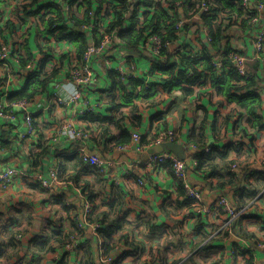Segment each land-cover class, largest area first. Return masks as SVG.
<instances>
[{
	"label": "crops",
	"instance_id": "1",
	"mask_svg": "<svg viewBox=\"0 0 264 264\" xmlns=\"http://www.w3.org/2000/svg\"><path fill=\"white\" fill-rule=\"evenodd\" d=\"M53 8L45 0H0V47L13 49L11 59L0 61V95L8 99L21 91L29 74L39 73L43 65L58 69L47 90L31 100L36 135L21 139L25 131L22 116L14 126L0 120V165L26 174L5 190L0 186V264H86L91 259L101 264L99 240L90 230L77 239L83 247L92 243L93 256L83 252V247L67 253L59 245L41 254L52 244L55 231H69L72 218L82 214L89 197L98 205L92 217L111 213L108 221L118 220L121 230L110 240L113 248L108 256L119 264H264V248L257 245L264 243V66L249 62L256 78V86L249 89L229 81L213 86L203 65L205 59L227 46L252 58L256 35L249 31L248 20H238L236 29L212 45L200 41L203 30L197 21L181 34L180 39L186 37L192 53L199 55L202 74L195 81L179 80L182 70L178 67L172 76L152 71V57L138 49L117 51L135 62L137 81L148 84L150 94L141 99V85L132 88L123 82L119 89L115 87L102 61L95 70L99 82L83 89L96 105L95 114L80 119L79 105L61 107L56 103L57 97L65 98L74 91L70 69L78 60V43L57 41L49 32L45 20L58 14ZM101 8L102 22L107 24L113 12ZM173 79L177 80L169 86ZM226 86L236 88L221 92ZM251 92L260 98L255 112L261 125L249 112ZM159 119L165 128L176 131V143L183 147L188 163L189 180L201 192L204 204L211 207L209 214L197 220L171 170H145L144 164L151 157L149 144L143 153L116 149L124 135L149 137ZM63 123L91 131L89 149L114 165L106 175L107 186L98 174L78 164V144L69 138L60 139L57 133ZM208 147L212 149V171H197L193 157ZM231 161L238 170L232 169ZM55 162L61 167L60 178L50 189L28 179L27 174H45ZM76 164L81 166L74 168ZM125 171H130L129 179ZM228 173H235L233 183L227 184ZM111 175L120 181L119 188L110 190ZM140 176L145 177L143 185L137 183ZM71 177H78V182ZM222 184L227 185L220 187ZM220 196L227 197L238 211L228 224V215L216 206Z\"/></svg>",
	"mask_w": 264,
	"mask_h": 264
},
{
	"label": "built area",
	"instance_id": "2",
	"mask_svg": "<svg viewBox=\"0 0 264 264\" xmlns=\"http://www.w3.org/2000/svg\"><path fill=\"white\" fill-rule=\"evenodd\" d=\"M47 4H58L61 5V12L65 17V22L62 25L68 27V33L73 32L78 29L76 27V21L74 17H77V11L79 10V5L83 0H74V4H70V1L64 0H45ZM100 1H103L101 3ZM106 1V2H105ZM93 0L92 10L88 12L89 22L80 25V31L86 33L89 36V46L84 52L82 59L76 61L72 64L70 69V79L74 85V91L70 93L65 98L57 97L56 103L61 107H69L72 105H79L81 107L79 111L80 119L87 118L95 114V103H93L88 97L83 93V89L96 82H99L95 70L103 61L108 66L106 74L109 72H116L118 76L124 82H129L131 80H138V76L135 73L136 68L134 67L135 62L130 61L131 59L126 58L119 54L117 51L126 48L125 43L121 39V34L124 31H132L133 29L144 28V23L146 20V14L152 13L155 9L161 8L168 14H173L175 11L182 12L183 6L188 0ZM241 6L243 7L245 13L252 14L250 16H244L243 18L248 19L249 31H255L256 37L254 38V52L252 58L247 57L241 52L234 49V52L226 53L225 49L215 54L212 60V66L216 70H222L225 64L228 63V68H233L237 74L243 79L245 83L246 80H251L255 76L250 72L249 62L256 61L260 65L264 66V0H240ZM145 2V3H144ZM231 4L238 3L239 0H230ZM124 3H136L137 6V28L132 27V21L130 20L131 14L127 9H125ZM149 3V4H148ZM105 6L107 11L121 12L124 15L122 22L124 23L122 27V32L119 27L114 29L112 32L105 33V29L108 24H101L100 28L102 30V39L100 42H95L93 38V33L97 26L99 25L98 18L96 16V10L100 6ZM216 5L213 0H201L200 5L194 11L189 14V17L182 16L178 23L176 24V29L178 31L177 35L180 38L182 33H185V27L187 24H192L193 21H197L202 26V33L200 35V41L204 44L212 45V26L203 21L202 17H214V23L223 24V29L231 30L238 27L236 15L237 14H225L220 13L218 15L214 14L213 11ZM85 12V11H84ZM228 27L230 29H228ZM214 29V28H213ZM200 31V32H201ZM1 32V23H0ZM186 38V37H185ZM180 39V44L187 45L186 40ZM224 38V36H223ZM165 43L162 37L158 34L153 33L151 30L145 33V37L138 46V50L142 53L149 54L152 59V70L155 68L165 67L167 61V56L164 54V49L166 47H174L175 44L171 45ZM13 49L8 45H2L0 47V61H7L12 57ZM112 53L111 56L109 53ZM182 52L191 59H198L199 55L192 53L191 48L187 50L182 49ZM110 56V58L108 57ZM19 62V59L16 60ZM171 64H180V56L175 55L170 59ZM192 75V73H189ZM188 74V75H189ZM146 90H150L151 87L148 84L144 85ZM31 100H19L8 102L6 95H0V120L8 122L11 126L18 125V121L22 116L25 125V131L21 133V139L26 140L38 133V127L35 123L33 113L31 112ZM161 119H159L160 121ZM158 121V122H159ZM153 126L151 132L149 133L148 147H156L169 142H177V133L175 130L165 128L161 122L162 120ZM60 139L69 138L78 144L76 153L82 159L86 165H89L96 170H98L104 178L106 175H110L114 167L113 163H109L104 158L99 157L96 151L89 149V143L92 140V133L84 126H75L70 123H63L59 126L58 133ZM117 151H136L137 153H143L146 150L145 145L142 144V136L139 133H134L132 135V141L129 144L118 145L116 147ZM210 152V148L206 149ZM196 164V163H195ZM264 167V162L262 163ZM145 170H151L153 173H157L161 169H169L172 171L173 175L177 179L179 185L182 183L185 191L186 197L190 201L188 206L195 219L203 217L211 212V207H207L204 204L201 192L193 186L189 180V169L187 162L182 160L172 154L169 151H165L159 155L150 157L144 164ZM233 170H238L236 164L232 165ZM129 179L131 176L130 171H125L124 173ZM22 175L21 171L12 166H2L0 165V186L5 190L11 184L15 182ZM60 176V165L58 162L53 163L49 170L45 174L34 173L27 174L28 179H34L35 182L40 185L43 189H50L54 184L59 181ZM108 180V179H107ZM109 181L112 183L113 187L120 186V181L113 175L109 176ZM139 185L145 183V177L140 176L137 180ZM111 201V199H110ZM109 201V202H110ZM94 203V202H93ZM89 199L85 202L82 214L74 216V222L77 227L81 230H90L92 235L99 240V249L101 253L102 250V238L99 235V229L101 228V222H92V215L94 212V204ZM216 206L219 207L223 214L228 215L227 224L235 220L238 215V211L233 207L232 203L227 197L220 196L216 201ZM73 241L67 244L64 249L66 252H76L81 246L82 242L77 239V237L72 238ZM260 248H264V243L257 242ZM101 264H119V262L111 256L103 254ZM152 264V263H151Z\"/></svg>",
	"mask_w": 264,
	"mask_h": 264
},
{
	"label": "trees",
	"instance_id": "3",
	"mask_svg": "<svg viewBox=\"0 0 264 264\" xmlns=\"http://www.w3.org/2000/svg\"><path fill=\"white\" fill-rule=\"evenodd\" d=\"M65 1V0H64ZM66 1H70V4H74V0H66ZM216 7L213 11L214 14L218 15L220 13H225V14H237V21L241 20L244 16H250L252 14H247L245 13L243 7L241 6V1L239 0L238 3H234L231 4L229 1L230 0H213ZM101 3H103V1H100ZM145 3V2H144ZM201 0H188L186 1V3L183 6V10L182 12L180 11H175L173 14H168L167 12H165L163 9L161 8H156L155 11H153L152 13H147L146 14V20L144 23V28L142 29H133L132 31H124L121 34V39L122 41L125 43V47H129L131 49H138V46H140L141 41L143 40V38L145 37V33L148 31H152L155 34H158L162 37L163 41L165 43H169L171 45L175 44L176 45V50H171L170 47H166L164 49V54L167 56V61L163 62L165 63V67L163 68H155L152 71H158L161 70L164 73H167L168 75L172 76L174 69L176 67L180 68V74L178 75L179 80L182 79H187V81H192V79L195 81L199 78V75L202 74L199 72V65L197 63L198 59H191L189 58L187 55H185L182 52V49L187 50L189 48L188 45H182L180 44V38L178 37L177 33V29H176V24L178 23L179 19L182 16L185 17H189V14L196 10L198 8V6L200 5ZM149 4V3H148ZM50 6H53L56 11H58V14L56 17L54 16H49L50 19L45 20L47 26H48V30L50 33H53L57 39V41H63V40H68L71 42H76L77 44V53H78V61H80L82 59V56L84 54V52L87 50L88 46H89V41H88V37L87 34L84 32L80 31V25H83L87 22L90 21L89 17H88V12L92 10L93 7V0H83L82 3L79 5V10L77 11V17L75 19L76 21V27L78 29L74 30L71 33H68L67 31L69 30L67 26L62 25L65 22V17L61 12V5L58 4H49ZM102 6V5H101ZM101 6L96 10V16L98 18L99 21V25L97 26V28L95 29L94 33H93V38L95 42H100V40L102 39L103 35H102V30L104 28H100V25L103 24L104 22H102V16H101V11L102 8ZM125 9H127L129 11V13L131 14V18L130 20L132 21V27L133 28H137V15H138V11H137V6L138 4L136 3H124ZM60 9V12L58 10V8ZM85 11V12H84ZM123 11L121 12H113V15L110 16L111 18L109 19V21L107 22L108 27L105 29V33H109L112 32L114 29H116L117 27H119L120 31L122 32V27L124 25V23L122 22V18H123ZM203 21H205L206 23H208L210 26H212V37H213V43L212 44H216L217 42H219L220 39L223 38L224 34H226L229 30H225L223 29V24H218V23H214V17L210 16V17H202ZM248 20V19H247ZM191 26V24H187L185 27V31H187L189 29V27ZM228 29H230L228 27ZM170 45V46H171ZM225 52L228 54L230 52H234V50L227 46L224 48ZM175 55H179L180 56V65H175V64H171L170 59L175 56ZM214 56H209L207 59H205L204 61V66L206 68V71L208 72L207 76L212 85L213 86H222L225 85L228 81L229 82H235L237 87L240 84L241 86L243 85L244 87H247L249 89L254 88V85L256 86V78L254 77L251 80H246V82H243V79L237 74V72L233 69V68H228V63L225 64L224 69L222 70H216L214 69V67L212 66V60H213ZM50 60V59H48ZM58 69L55 66H52L49 68H46L45 65H43L41 71L38 73H30L28 78H27V83L24 86V88L21 91H18L14 94H12L11 97L8 98V102H13V101H19V100H32L34 99L36 96H38L39 94L45 92L52 80V78H54V76L56 75ZM170 71V72H167ZM184 71V72H183ZM190 71V72H189ZM189 73H192L191 76L188 75ZM110 73V72H109ZM220 73V74H218ZM111 77L113 78V83L115 85V87H117L119 89V86H121V84L124 82L121 80V78L118 76V74L116 72H111L110 73ZM189 76V77H188ZM192 78V79H190ZM190 79V80H189ZM177 79H173L170 80V82L168 83L169 86L172 85L173 82H175ZM127 83V82H126ZM128 83H130L132 86V88H136L138 85H141L142 82H139L137 80H131ZM144 83L143 85H141L142 91L140 92V94L138 95L141 99L142 98H146L147 95L150 94L151 89L150 90H146V88H144ZM236 88V86H230V87H225L224 89H220L221 92H223L224 90L226 92H230V89H234ZM186 94H190L189 90L185 91ZM249 97H251L252 99V105L250 106L249 112L250 115L252 117V119H254L258 125H261L260 123V117L257 115V113L255 112V109L259 108L261 105L260 102V98L259 96L255 93V92H251ZM248 97V98H249ZM250 99V98H249ZM131 137L129 135H124L122 136L121 140L118 142V144H129L131 143ZM148 137H142V144L146 145L148 144ZM200 144V143H197ZM196 146V147H195ZM194 147L198 148V145H195ZM210 148V147H208ZM207 148V149H208ZM212 149L210 148V152H207L205 150V153L203 152L202 154L197 153L194 157H193V162L196 163L198 165L197 167V171H212V168L210 167L211 164V154ZM77 155V156H76ZM75 158L78 161V164L80 163L81 165H84L88 168H90V170L96 174H98L104 184L107 186V180L104 178V175H102L98 170H96L95 168L86 165V163H84L82 161V159L79 157V155L76 153ZM233 161H231L230 163L233 165L235 163H232ZM81 165H74V168H77L78 166L80 167ZM84 170H87L86 168L83 167ZM60 171H61V167H60ZM64 171H66V168H64ZM229 176V180L227 181V184L229 183H233L235 180V173H228ZM60 177V176H59ZM73 178V177H71ZM75 180V182H78L79 178L78 177H74L73 178ZM227 184H222L220 187H224ZM180 188L182 193L184 194L185 200L188 202V206L190 205V201L187 199L186 197V191L182 185V183H180ZM110 190L114 189V188H119V187H113L110 186L109 187ZM121 194V193H118ZM256 194V193H255ZM254 194V195H255ZM89 200L94 204V212L97 210L98 205L96 204V199L89 197ZM112 200V199H111ZM111 202V201H110ZM110 205V203H109ZM115 206H113L114 208ZM111 213L108 214H103L102 218H96L92 217V222H101V228L99 229V235L101 236V238L103 239V244H102V250H103V254L105 255H109L112 248H113V244L110 242V240L113 238L114 235L117 234L118 230H121L120 227L118 226V220L110 223L108 221V216ZM73 221V222H72ZM71 221V228L69 229V231L65 234H61V232L55 231L52 235V241H51V245H49V247L46 250H41V254L43 253H47L50 251H53L55 249V246L59 245L62 246L63 248L66 247L67 244L71 243L72 238L75 237H81L84 234V231L81 230L80 228L77 227L76 223L74 222V217L72 218ZM20 240L22 239L19 238ZM83 247V242L81 244V246L78 248V251L81 250V248ZM2 248V247H1ZM83 252L85 253H91V255L93 256V251H92V243L91 242H87V244H85V246L82 249ZM92 251V252H91ZM1 253V252H0ZM86 264H94V261L91 260H87Z\"/></svg>",
	"mask_w": 264,
	"mask_h": 264
},
{
	"label": "water",
	"instance_id": "4",
	"mask_svg": "<svg viewBox=\"0 0 264 264\" xmlns=\"http://www.w3.org/2000/svg\"><path fill=\"white\" fill-rule=\"evenodd\" d=\"M165 151H169L172 154H174L175 156H177L178 158L185 160V152L183 151V147L175 142H169V143H165L163 145L160 146H156L153 147L151 149H149V154L151 157L159 155ZM186 161V160H185ZM188 165V163H187Z\"/></svg>",
	"mask_w": 264,
	"mask_h": 264
}]
</instances>
